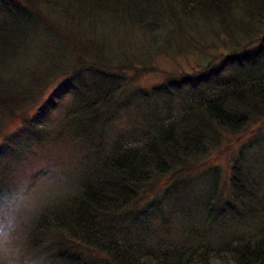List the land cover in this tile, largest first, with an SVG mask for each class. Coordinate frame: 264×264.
<instances>
[{"label":"trees","instance_id":"obj_1","mask_svg":"<svg viewBox=\"0 0 264 264\" xmlns=\"http://www.w3.org/2000/svg\"><path fill=\"white\" fill-rule=\"evenodd\" d=\"M15 1L0 0V182L51 146L79 157L66 172L71 188L37 220L35 243L62 264H264V212H254L264 211V157L252 158L264 141L249 142L246 162L235 166L238 205L221 202L217 179L199 185L184 173L219 129L239 130L264 109V0ZM103 20L111 43L96 37ZM188 29L207 48L229 51L138 87L159 53L181 50L173 41ZM37 46L44 56L30 59ZM62 74H70L63 90L50 92ZM64 93L73 101L52 120ZM170 170L177 180L151 198L152 179ZM203 187L216 190L215 200L199 197ZM171 199L190 212L187 237ZM228 211L238 220L225 219Z\"/></svg>","mask_w":264,"mask_h":264},{"label":"rangeland","instance_id":"obj_2","mask_svg":"<svg viewBox=\"0 0 264 264\" xmlns=\"http://www.w3.org/2000/svg\"><path fill=\"white\" fill-rule=\"evenodd\" d=\"M16 0L15 2H17ZM25 1V0H24ZM33 0H31L32 2ZM100 30L96 34V37H99L101 42L108 41L111 43V39L114 37L111 30H113V26L106 23V21H101L96 26ZM190 29H188L184 35L178 34L176 40L173 41L178 45L182 46L179 52L177 51H168L166 54L159 53L156 57V65L146 66V69L143 71V74L135 80L136 84L140 88L150 89L155 85L162 84L167 77L177 74L180 75L182 72L186 71L188 73H192L197 69H201L204 64L207 63L209 59L216 57L222 53H227L229 48L221 44V46L217 47V49H209L206 47L204 35L200 33L201 37L196 39L192 37L194 33H188ZM239 37V36H238ZM41 39V36L37 38L36 43H38ZM41 42L38 43V46ZM37 46L36 49H32L33 53L30 54V59H39L41 56H44V48L39 49ZM41 46V45H40ZM175 46V44H174ZM231 49V48H230ZM144 58V55H142ZM23 65H25L26 60H21ZM155 62V61H154ZM132 74L130 70L128 74ZM70 74L64 75L62 74L56 80H54L51 84L50 92L53 91L55 93H60L65 85L66 79L69 78ZM131 76V75H129ZM61 104L58 106L52 115V120L56 117L64 118L67 111L68 106L72 103L73 98L72 95L61 94ZM144 111V109H143ZM146 112V111H144ZM120 121V118L118 119ZM121 121H124L121 124L122 130L128 129V116H124ZM19 124H15V128L18 127ZM244 126V127H243ZM239 130L233 129H219L217 134H219L216 139V144L211 145L209 147L207 154L201 157L191 168H187L184 173L191 174L190 176L194 177V182L201 184V182H206L204 180V176H208L210 180L215 181L217 179V193L222 192V200L221 202H231L235 205H238L236 200V195L232 193L230 190V186L233 185L235 180L231 181L233 174H236L235 166H240L244 164L247 158L246 153L244 151L248 149L247 144L251 142L253 145L258 144V142L264 141L262 137H264V109H262L258 113H254V116L249 119V122L245 123L241 127L239 126ZM216 137V136H215ZM263 139V140H262ZM1 141V138H0ZM259 150L252 152V158H263L264 152L262 154H258ZM250 150L248 151L249 154ZM46 158L42 159V161H34L31 164L38 165L45 162H57L61 163L65 166L66 172L68 169H75V166L79 163V157L74 155L70 151L62 149L60 147L55 146L49 147V150H45ZM259 169L261 171L264 170V161L259 162ZM236 175H239L238 173ZM176 177L174 176V170H170L169 172L163 174L162 176H156L150 182L149 188H154L155 193L152 192L150 196L151 198H161L163 197V193L165 192V188L169 187L173 181H176ZM216 185V183H214ZM216 190L213 188H199V197H202L203 194L210 193L208 201L210 199L215 200ZM160 191V192H159ZM231 192V193H230ZM158 193V194H157ZM217 195V194H216ZM225 196L227 200H225ZM249 204V203H248ZM173 210L174 214L177 215L175 223L177 225H181V230L183 234L187 237L189 234L186 229H188V225L190 223L188 219V214L190 213L188 208L183 209L181 206L176 205L174 201L171 199V204L169 205ZM259 217L264 211L258 210L254 211ZM224 217L225 219L233 218L234 220H238L239 213L235 212H227ZM151 219H154V215L151 216ZM202 218V217H201ZM201 218H198L196 221H199ZM221 219V217H219ZM224 219V218H222ZM221 221V220H220ZM219 221V223H220ZM218 223V224H219ZM225 224V222H222ZM179 228H177L178 230ZM212 237L217 236V233H213Z\"/></svg>","mask_w":264,"mask_h":264},{"label":"clouds","instance_id":"obj_3","mask_svg":"<svg viewBox=\"0 0 264 264\" xmlns=\"http://www.w3.org/2000/svg\"><path fill=\"white\" fill-rule=\"evenodd\" d=\"M72 186L57 162L26 164L0 182V264H62L47 244L35 243L37 220L58 204Z\"/></svg>","mask_w":264,"mask_h":264}]
</instances>
